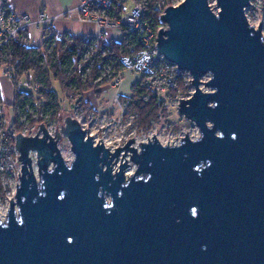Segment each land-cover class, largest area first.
<instances>
[{"label": "water", "instance_id": "obj_1", "mask_svg": "<svg viewBox=\"0 0 264 264\" xmlns=\"http://www.w3.org/2000/svg\"><path fill=\"white\" fill-rule=\"evenodd\" d=\"M216 2L167 7L157 39L192 77L177 111L199 136L111 150L74 117L54 135L44 123L17 134L21 176L0 218V264H264L262 24L250 23V0ZM123 152L137 166L130 178L128 160L114 170Z\"/></svg>", "mask_w": 264, "mask_h": 264}, {"label": "trees", "instance_id": "obj_2", "mask_svg": "<svg viewBox=\"0 0 264 264\" xmlns=\"http://www.w3.org/2000/svg\"><path fill=\"white\" fill-rule=\"evenodd\" d=\"M155 6L154 0H149L147 18L152 25L157 26L161 22L160 12ZM95 41L96 37L93 36L65 32L62 38L54 35L47 39L40 48L13 41L0 50V69L8 65L14 66L15 70L13 78L15 98L12 103L4 99L0 85V106L6 111L13 110V120L9 129L19 134L26 128L38 124L49 125L51 122L59 121L60 116L66 111L63 104L65 100L72 104V100L78 95L98 89L107 83L106 76L102 75L107 70L119 75L123 68L115 63L116 59L141 48L137 36L133 34H127L122 40L114 41L110 46L100 40V47L108 49L107 55L97 59L91 72L85 77L84 70L79 68V64L85 50ZM100 77L101 82L95 83ZM143 80L134 86L130 98L133 111L138 113L142 121L141 126L152 127V123L159 116L160 104L152 90L143 87ZM179 87H182V91H188L191 86L180 79ZM145 96H148V100L144 101ZM82 104L86 107L88 105L83 99ZM32 110L37 111L36 117L31 113ZM22 115L27 117L26 122L22 121ZM13 141L15 142L14 139ZM1 178L0 171V191L3 189Z\"/></svg>", "mask_w": 264, "mask_h": 264}, {"label": "built area", "instance_id": "obj_3", "mask_svg": "<svg viewBox=\"0 0 264 264\" xmlns=\"http://www.w3.org/2000/svg\"><path fill=\"white\" fill-rule=\"evenodd\" d=\"M160 1L156 0L155 9L160 12L161 24L156 26L152 25L147 18L149 0H82L75 10L83 21L95 22L100 28L99 34L94 36L96 37L95 43L88 46L82 55L79 68L84 70L83 76H88L97 59L107 55L108 49H102L99 41L102 40L107 46H110L115 39L109 36L107 31L115 29L118 30L122 39L127 34L136 35L141 45L139 50H133L131 54L116 59L115 63L123 70L141 74L144 77L143 87L152 90L154 96H159L161 93L178 87L180 79L193 88L189 72L180 70L177 65L166 60L157 49L158 34L162 28H167L161 20L167 6ZM182 1L184 0H176L175 5ZM56 19L47 16L44 12L40 13L38 22L43 26L45 32L44 42L54 35L62 38L63 34H58L54 29ZM33 23L28 14H21L11 8L7 1L0 0V50L13 41H20L26 46H32L29 31ZM99 50L102 51L101 54ZM0 77H5L13 82L14 66L4 65L0 69ZM119 78V75L114 74L111 80H114L118 85ZM101 80L102 77L95 83ZM81 96L78 95L73 99L76 100L74 106L77 109L82 105ZM144 99H148V96H145ZM78 101L80 103L76 104ZM5 116V108L0 106V171L6 189L15 197L17 185L20 183L22 165L19 161V152L13 141L17 134L9 129L10 126H7ZM50 133L54 135L51 131ZM23 134L34 136L37 133L27 134L24 131ZM89 134L94 138L95 143L101 142V138L97 139L93 134ZM109 148L114 150L113 147ZM32 157L34 158V155Z\"/></svg>", "mask_w": 264, "mask_h": 264}, {"label": "rangeland", "instance_id": "obj_4", "mask_svg": "<svg viewBox=\"0 0 264 264\" xmlns=\"http://www.w3.org/2000/svg\"><path fill=\"white\" fill-rule=\"evenodd\" d=\"M160 2H162V4L165 3V6L169 7L175 5L176 0H161ZM209 2L212 8L217 11L218 5L216 0H209ZM250 2L251 4L246 9L248 19L255 27H259L261 23L264 35V0H250ZM154 3H156V0H154ZM102 75L104 77L106 76L105 78L110 81L114 72L108 70ZM206 78L207 77L204 79ZM138 83H141V81L135 82L131 87V95L133 94L132 91L134 86L138 85ZM112 86L115 89L114 96H112L111 100L105 97L99 100L97 102L98 105L96 106V110L95 108H89L88 105L86 107L83 104L77 109L76 106H74L76 100H72V104H69L65 100L63 104L66 111L60 116L59 121L51 122L49 125H46L49 131L55 134L57 130H60L64 125L66 118L74 117L78 120L80 119L79 122L81 121V125L89 131V133L93 134L95 138L103 139V143L109 147H113L114 150L119 147H124L130 139H135L133 146L140 149V143L153 140L154 135L164 145H174L178 143L185 134L190 135L191 138L199 136L197 126L185 117L180 116L177 111V105L180 102V99L190 98L194 88L190 87L188 91H182L183 89L182 87H179L178 80V87L156 96L159 99L160 104L159 116L152 123V127H142V121L140 120L138 113L133 111L134 107H132L131 95L129 94V98L127 96L124 98L121 96V91L119 90L121 86V78H119L118 85L112 80ZM145 100L148 99H144V101ZM79 103L80 102L78 101L76 104ZM5 112L7 114L5 116L7 126H10L13 120V110L9 109V111L5 110ZM31 113L35 117L37 116V111L32 110ZM22 121L26 122L27 117L22 115ZM40 125L41 124L35 125L32 128H26L24 131H26L27 134L37 133L40 130ZM59 147L66 160H72L74 158L71 143L67 138L63 137L61 139ZM124 154L125 152L117 158L114 170H117L120 167ZM127 154V157L123 158L125 162L128 160L129 163L125 175L128 172V169L131 168L134 170L132 174L133 176L137 171V166L132 160H130L132 153L129 152ZM132 176H129V178ZM1 181L3 189L0 191V213H4L7 216L10 203L15 197L6 189L2 178ZM2 220L5 221L6 218Z\"/></svg>", "mask_w": 264, "mask_h": 264}, {"label": "crops", "instance_id": "obj_5", "mask_svg": "<svg viewBox=\"0 0 264 264\" xmlns=\"http://www.w3.org/2000/svg\"><path fill=\"white\" fill-rule=\"evenodd\" d=\"M11 8L21 14H28L33 25L29 31V38L32 42V47L40 48L44 45V30L43 26L38 22L40 13L44 12L51 18H57L55 21V31L58 34L70 32L74 35L97 36L100 32L99 26L95 22H86L79 16L75 10L82 0H5ZM107 34L114 41L122 40V36L118 30H108ZM121 78V96L128 97L131 87L137 81H142L144 77L131 70H122L119 74ZM0 85L2 96L8 103H12L15 98V88L13 82L5 77H0ZM115 89L112 86V80L101 85L98 89L86 91L82 94V99L86 102L89 108L97 109V102L103 97L112 99ZM131 95V94H130ZM126 99V98H125Z\"/></svg>", "mask_w": 264, "mask_h": 264}, {"label": "bare ground", "instance_id": "obj_6", "mask_svg": "<svg viewBox=\"0 0 264 264\" xmlns=\"http://www.w3.org/2000/svg\"><path fill=\"white\" fill-rule=\"evenodd\" d=\"M67 161L70 162L71 160L68 159ZM133 172H134V170L129 168L128 172L126 173V176L127 177L132 176ZM0 217H1V219H5L6 215L4 213H0Z\"/></svg>", "mask_w": 264, "mask_h": 264}]
</instances>
